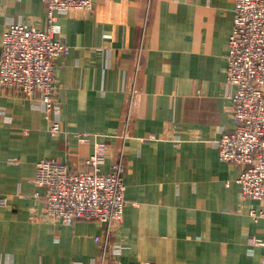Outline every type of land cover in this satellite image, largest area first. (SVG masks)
Returning <instances> with one entry per match:
<instances>
[{
	"label": "crops",
	"instance_id": "1",
	"mask_svg": "<svg viewBox=\"0 0 264 264\" xmlns=\"http://www.w3.org/2000/svg\"><path fill=\"white\" fill-rule=\"evenodd\" d=\"M235 2L94 0L91 11L58 15L70 47L55 65L59 116L46 118L39 95L0 86V264L98 263L105 224L47 218L34 182L41 159L90 171L97 149L105 172L124 155V218L110 235L118 263L261 264L251 239L264 238V219L250 211L264 202L242 195L245 166L221 160L216 144L235 128ZM11 23L47 29L46 0H0V63Z\"/></svg>",
	"mask_w": 264,
	"mask_h": 264
},
{
	"label": "built area",
	"instance_id": "2",
	"mask_svg": "<svg viewBox=\"0 0 264 264\" xmlns=\"http://www.w3.org/2000/svg\"><path fill=\"white\" fill-rule=\"evenodd\" d=\"M48 27L45 30L27 23H11L2 33L0 86L16 90L25 97L39 95L46 118L59 116L56 102V59L70 52L61 39L60 13L94 8V0H46ZM227 81L232 93V115L235 128L224 131L217 141L219 157L223 161L245 166L238 182L242 195L264 202V0H236L234 23L229 39ZM138 89L133 87L130 110ZM129 121L127 120V125ZM54 134L61 132L58 119L51 125ZM107 151L97 149L85 163L90 171H72L55 158H44L37 163L34 182L43 188L45 216L64 224L78 219L97 220L105 224L106 234L97 236L103 252L97 264H121L114 256L122 246L114 244L110 235L124 218L125 163L123 152L103 171ZM250 215L264 219V210H251ZM252 243L263 247L264 238H252ZM139 264H156L147 261Z\"/></svg>",
	"mask_w": 264,
	"mask_h": 264
}]
</instances>
